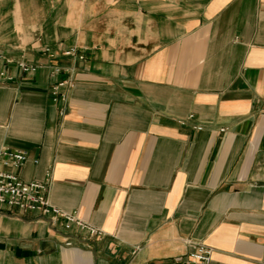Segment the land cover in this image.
I'll return each mask as SVG.
<instances>
[{
	"label": "crops",
	"instance_id": "crops-1",
	"mask_svg": "<svg viewBox=\"0 0 264 264\" xmlns=\"http://www.w3.org/2000/svg\"><path fill=\"white\" fill-rule=\"evenodd\" d=\"M2 148L100 234L1 210L0 264H264V0H0Z\"/></svg>",
	"mask_w": 264,
	"mask_h": 264
},
{
	"label": "built area",
	"instance_id": "built-area-1",
	"mask_svg": "<svg viewBox=\"0 0 264 264\" xmlns=\"http://www.w3.org/2000/svg\"><path fill=\"white\" fill-rule=\"evenodd\" d=\"M65 56H75L74 48L62 53ZM81 59V57H79ZM19 69L24 72H33L35 67L23 62L18 63ZM61 68L55 67L53 73L60 74ZM66 72V70H65ZM70 85L65 78L50 88V94L55 101L63 99L60 89ZM28 154L24 150H0V211L5 210L16 214H36L49 220L50 226H60L65 230L75 227L87 233L89 237H96L100 231L88 223L78 219L75 215L65 213L50 204L47 197L46 185L40 181H22L17 171L27 161ZM36 162V161H34ZM189 250L178 259L167 261L165 264H210L211 249L203 244L187 241Z\"/></svg>",
	"mask_w": 264,
	"mask_h": 264
}]
</instances>
